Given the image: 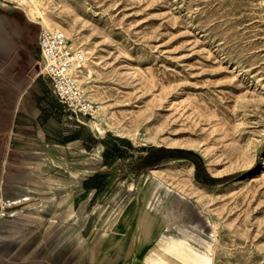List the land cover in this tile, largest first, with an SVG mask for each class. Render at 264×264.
Here are the masks:
<instances>
[{
	"label": "rangeland",
	"instance_id": "1",
	"mask_svg": "<svg viewBox=\"0 0 264 264\" xmlns=\"http://www.w3.org/2000/svg\"><path fill=\"white\" fill-rule=\"evenodd\" d=\"M32 8L87 51L92 72L83 75L82 65L79 83L125 135L100 133L97 118L70 111L34 123L31 91L10 128L19 91L42 87L32 79L44 25ZM82 123L93 145L94 135L111 133L136 155L116 166L111 187L145 189L133 195L148 202L151 242L132 264H150L145 256L161 237L187 240L210 264H264V0H0V264H89L116 246L129 264L132 242L106 233L121 208L113 203L133 195L71 192L83 166H98L96 147L83 160L77 142L61 145ZM148 147L190 150L195 161L141 173L137 155ZM200 164L220 182L201 183Z\"/></svg>",
	"mask_w": 264,
	"mask_h": 264
},
{
	"label": "crops",
	"instance_id": "2",
	"mask_svg": "<svg viewBox=\"0 0 264 264\" xmlns=\"http://www.w3.org/2000/svg\"><path fill=\"white\" fill-rule=\"evenodd\" d=\"M37 44V56H36V65H38V59L40 58V52H39V45H38V39L36 41ZM43 81V82H42ZM32 84L36 85L37 82L41 83V89H33L32 90H27V88L22 89L21 91H19L18 97L16 99V106L13 110V119H12V123L10 128L11 129H15V127L17 126L16 124L20 122V113H21V108L23 107V101H24V97L29 93V91H31L35 97V106L38 109V117L34 118L32 122L34 123H38L37 121L40 119V116H46V117H54V119L59 120L61 119V117H63V119H65V114H67V110L57 99L56 95L54 94L52 87L49 83V81L47 82V79H45L43 76L41 75H36V77L34 79H32ZM43 84V85H42ZM28 92V93H27ZM27 93V94H26ZM72 112V111H70ZM84 123H82V125L80 124H75L74 129H72L69 133H67V135L64 137V139L61 142V145L66 146V148H68L70 145L69 144H73V146L75 145V142H77L80 146L83 147V150L87 151L86 154H88L87 156H84L83 160H86V158H91V151L93 148L96 147V150L98 152V154L96 155V160L98 161V166L96 168L91 169V167H85L83 166L81 168V170H79V173H82L83 175L80 176V180L78 181V189H72L71 192L74 191H78L81 192L83 194H88L89 195V199L92 198L94 199L95 197L99 196V195H103L105 193H109V194H119L122 198L126 195H133V194H138V192L140 191H144L145 189H111V187L113 188V176H114V171L117 170V165H119L120 163L128 160V159H133L134 157H136V155H132L130 152V148L125 145L124 147V153L121 157H112V158H104L103 156V150H104V144L102 143H94V145L91 143V134L88 133L87 137L83 134H80V130L81 128H84ZM23 128V127H21ZM29 128V127H27ZM25 136V135H24ZM95 139H99V138H103V137H99V136H95ZM10 152L12 154L16 153V149L12 148L10 149ZM62 158V157H60ZM61 160V159H59ZM90 160V159H88ZM85 163V161H84ZM83 163V164H84ZM138 168H135L136 170L140 171L141 173L146 172L148 169V167H143L140 163L137 164ZM202 167V168H201ZM199 168H201V170L205 173V167H203V165L200 164V167H197V171L196 169L194 170V176L195 177H199V178H203L204 176L199 175ZM207 172V171H206ZM103 173L105 174V178L103 179L101 185L98 188H84L83 185L84 183H91L93 180V178L97 175V174ZM72 174L74 176V170H72ZM206 178H217L211 175H206ZM138 190V191H135ZM161 189H155V191H158ZM166 192L168 194H170V190L169 189H165ZM125 196V197H126ZM124 197V199H125ZM128 197V196H127ZM179 197H181V195H179ZM92 202L88 203L87 205H90ZM85 204V203H84ZM74 205V203H73ZM106 206H109V204H106ZM113 205L116 206H120V212L116 213L114 215V221H113V229L110 230L109 236H111L112 240L114 241H128L129 243L132 242V247L134 245V258L133 256L129 255V264H132L133 261L135 260V258L141 253H137L136 250H143L145 247H147L148 243L151 242V238L149 237L150 234V230L148 229V218L150 217L151 213L148 208V202H138L137 198H135V195L132 196V198L129 200H127V198L119 203H113ZM85 206V205H84ZM136 210L138 212V220H136V223L134 224L135 227V233L132 234V227L131 225H133V219L136 217ZM132 228V229H131ZM137 231V233H136ZM104 234V233H103ZM146 237V238H145ZM101 241V240H100ZM143 243V244H142ZM116 249L113 251H98V257H96L95 255H92V258L89 259V264H122V256L120 255L119 252V247L116 246ZM98 258V260H96ZM109 260V261H108Z\"/></svg>",
	"mask_w": 264,
	"mask_h": 264
},
{
	"label": "built area",
	"instance_id": "3",
	"mask_svg": "<svg viewBox=\"0 0 264 264\" xmlns=\"http://www.w3.org/2000/svg\"><path fill=\"white\" fill-rule=\"evenodd\" d=\"M40 63L38 75L47 79L58 101L74 113L97 118L100 106L90 100L79 83L85 54L54 27L43 26L38 36Z\"/></svg>",
	"mask_w": 264,
	"mask_h": 264
},
{
	"label": "bare ground",
	"instance_id": "4",
	"mask_svg": "<svg viewBox=\"0 0 264 264\" xmlns=\"http://www.w3.org/2000/svg\"><path fill=\"white\" fill-rule=\"evenodd\" d=\"M34 10H37V13L41 16L44 26L54 27L63 35L72 37L70 29L66 27L62 22L53 21L46 13L43 12V10L37 8H32L31 12L34 13ZM82 51L85 55L87 54V51L83 49ZM83 65L84 66L81 69L83 75H91L92 70L89 66V58L85 57ZM101 108H103V104L100 105V109ZM97 120L98 121L96 123V129L99 130L100 133H103L107 128H112L117 135H125V133H127L122 129H118L115 126H112L108 117H105L104 115L102 116L98 114ZM144 140L152 141L150 137L146 136L144 137ZM263 163L264 156L261 159L260 165H262ZM247 176L248 175H245V177ZM156 246L157 249H152L145 256V261L150 264H210L211 262V258L209 255L201 256L185 239L161 237L160 243H158ZM207 252L209 253V250Z\"/></svg>",
	"mask_w": 264,
	"mask_h": 264
},
{
	"label": "trees",
	"instance_id": "5",
	"mask_svg": "<svg viewBox=\"0 0 264 264\" xmlns=\"http://www.w3.org/2000/svg\"><path fill=\"white\" fill-rule=\"evenodd\" d=\"M94 143H102L104 144L103 156L104 158H112V157H121L124 153V147L127 141L123 137H117L112 135L111 133L106 134L103 139H95L92 138ZM124 142H126L124 144ZM129 145V144H128ZM138 156V162L143 167L153 166L162 161H169L171 159L176 158H186L192 161L194 160L193 153L190 150L186 149H176V148H167V147H148V149H144V155L142 150ZM91 183H84V188H98L103 179L105 178V174L98 173L95 175ZM203 178H197L203 184H217L220 180L219 178H206L205 174ZM220 182V181H219Z\"/></svg>",
	"mask_w": 264,
	"mask_h": 264
}]
</instances>
